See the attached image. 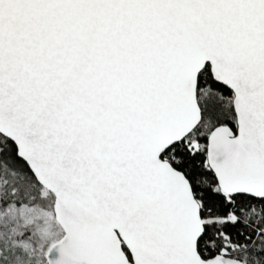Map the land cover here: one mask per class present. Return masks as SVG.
I'll list each match as a JSON object with an SVG mask.
<instances>
[{"label": "snow or ice", "instance_id": "1", "mask_svg": "<svg viewBox=\"0 0 264 264\" xmlns=\"http://www.w3.org/2000/svg\"><path fill=\"white\" fill-rule=\"evenodd\" d=\"M0 264H264V0H0Z\"/></svg>", "mask_w": 264, "mask_h": 264}]
</instances>
